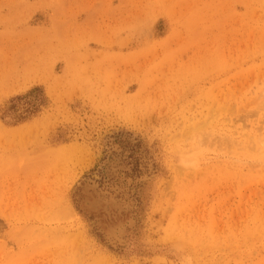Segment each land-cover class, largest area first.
<instances>
[{
  "label": "rangeland",
  "instance_id": "rangeland-1",
  "mask_svg": "<svg viewBox=\"0 0 264 264\" xmlns=\"http://www.w3.org/2000/svg\"><path fill=\"white\" fill-rule=\"evenodd\" d=\"M0 264H264V0H0Z\"/></svg>",
  "mask_w": 264,
  "mask_h": 264
}]
</instances>
